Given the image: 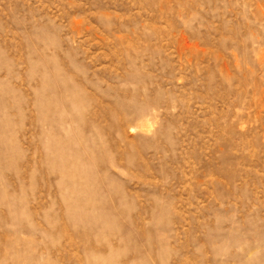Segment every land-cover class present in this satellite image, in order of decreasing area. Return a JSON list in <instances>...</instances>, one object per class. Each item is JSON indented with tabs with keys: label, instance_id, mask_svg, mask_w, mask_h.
Here are the masks:
<instances>
[{
	"label": "rangeland",
	"instance_id": "1",
	"mask_svg": "<svg viewBox=\"0 0 264 264\" xmlns=\"http://www.w3.org/2000/svg\"><path fill=\"white\" fill-rule=\"evenodd\" d=\"M0 264H264V0H0Z\"/></svg>",
	"mask_w": 264,
	"mask_h": 264
}]
</instances>
